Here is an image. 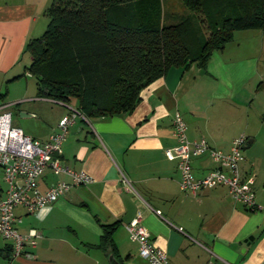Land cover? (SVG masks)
I'll return each instance as SVG.
<instances>
[{"label":"crops","instance_id":"crops-1","mask_svg":"<svg viewBox=\"0 0 264 264\" xmlns=\"http://www.w3.org/2000/svg\"><path fill=\"white\" fill-rule=\"evenodd\" d=\"M50 2L0 0V104L11 112L14 104L37 102L19 110L28 117L41 115L42 103L50 100L38 97L37 84L24 75L31 76L25 72L31 60L25 45L44 32ZM251 108L254 115L249 114ZM176 111L190 140L204 138L222 152L230 150L237 136L247 137L240 172L254 177L255 209L234 201L224 185L203 188L196 195L180 189L177 161L164 154L176 143ZM63 115L39 127L37 139H47ZM61 163L88 172L95 181L72 187L35 214H19L16 210L23 208L17 207L21 220L36 217V226L20 228V222L18 228L21 233L35 230L37 243L32 257H13L5 249L9 242L0 237V264H110V252L96 245L101 225L113 222L119 223L112 235L119 264H148L121 221L124 192L171 264H264V32L235 31L223 49L213 51L204 69L195 64L169 68L141 91L131 112L76 118L63 141ZM191 164L196 177L215 165L208 154ZM122 177L133 191L125 190ZM58 179L67 177L47 169L41 187ZM45 209L49 211L39 218Z\"/></svg>","mask_w":264,"mask_h":264},{"label":"trees","instance_id":"trees-1","mask_svg":"<svg viewBox=\"0 0 264 264\" xmlns=\"http://www.w3.org/2000/svg\"><path fill=\"white\" fill-rule=\"evenodd\" d=\"M166 1L51 0L44 32L24 48L37 96L74 101L86 118L128 113L169 68L204 69L235 31L264 32V0H179L181 14ZM118 224L101 225L96 246L119 262L112 240Z\"/></svg>","mask_w":264,"mask_h":264},{"label":"built area","instance_id":"built-area-1","mask_svg":"<svg viewBox=\"0 0 264 264\" xmlns=\"http://www.w3.org/2000/svg\"><path fill=\"white\" fill-rule=\"evenodd\" d=\"M68 108L70 112L59 119L56 129L47 139L40 140L14 126L7 105L0 104V179L4 183V187L0 186V237L9 242L13 257H32L31 249L36 246L38 237L33 229L27 233L19 231L18 224L22 220L15 212L17 207L28 214H35L53 204L72 187L95 181L88 172L61 163V148L69 127L76 118H85L76 107ZM172 127L176 143L166 148L164 154L167 159L177 161L181 190L196 195L203 188L224 185L234 201L249 209L257 207L254 177L242 176L240 172L247 143L245 135L234 138L230 150L222 152L212 148L204 138L190 140L186 134L187 125L178 111L172 117ZM203 154H208L215 165L205 175L196 177L191 161ZM47 169L54 175H65L67 179H58L42 188L41 181ZM121 181L126 191H133L125 177ZM156 212L160 214L159 210ZM125 227L129 240L137 243L139 255L148 264H171L165 251L153 243L140 217L135 216Z\"/></svg>","mask_w":264,"mask_h":264},{"label":"rangeland","instance_id":"rangeland-1","mask_svg":"<svg viewBox=\"0 0 264 264\" xmlns=\"http://www.w3.org/2000/svg\"><path fill=\"white\" fill-rule=\"evenodd\" d=\"M167 5L170 6L168 7V9H170L172 12H174L175 14H181L184 12V8L181 5L179 0H167L166 1ZM26 77H28L30 79V81L35 85L36 87V78L34 76H28L26 74H24ZM24 76V77H25ZM2 92H5V89L2 88ZM36 93V91H35ZM1 99V98H0ZM34 103H37L35 101L30 100L29 102H24L21 104H14L11 106L10 110L13 114L12 116V124L14 126L17 127H21L24 133L30 134L33 138H38L39 136L36 135V130L39 127H43L45 125L48 126V124H51L52 121H55L58 119L59 116H61V113L68 114L69 108L70 107H75L74 101H71L70 103L66 104V105H61L59 102L57 101H44L42 104H44V106L41 107L42 109V113L41 115H38L37 117H32V116H26V117H21L19 110L24 108L25 106L27 107V105H34ZM68 105V106H67ZM249 114L250 115H254L255 111L254 109H249ZM20 122H18V121ZM0 185L4 186V183L2 181H0ZM24 209H18L16 210V212H18L20 214L23 213ZM35 216H24L22 218V221L20 223V228L29 226V227H34L36 226V220H35ZM20 231V230H19ZM21 232V231H20ZM6 242V241H5Z\"/></svg>","mask_w":264,"mask_h":264},{"label":"water","instance_id":"water-1","mask_svg":"<svg viewBox=\"0 0 264 264\" xmlns=\"http://www.w3.org/2000/svg\"><path fill=\"white\" fill-rule=\"evenodd\" d=\"M20 115L23 117L26 116V113L20 112ZM122 199L126 206V213L122 216L121 221L128 224L135 217L137 206L126 192L123 193ZM109 262L110 264H119L113 253H109Z\"/></svg>","mask_w":264,"mask_h":264},{"label":"clouds","instance_id":"clouds-1","mask_svg":"<svg viewBox=\"0 0 264 264\" xmlns=\"http://www.w3.org/2000/svg\"><path fill=\"white\" fill-rule=\"evenodd\" d=\"M49 211V209H45L43 212L39 214V218L43 219L44 213Z\"/></svg>","mask_w":264,"mask_h":264}]
</instances>
